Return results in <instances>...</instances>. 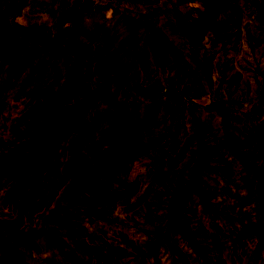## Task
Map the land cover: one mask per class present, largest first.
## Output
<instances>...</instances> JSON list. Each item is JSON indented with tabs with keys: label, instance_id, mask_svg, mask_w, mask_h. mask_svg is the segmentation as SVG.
Segmentation results:
<instances>
[{
	"label": "trees",
	"instance_id": "trees-1",
	"mask_svg": "<svg viewBox=\"0 0 264 264\" xmlns=\"http://www.w3.org/2000/svg\"><path fill=\"white\" fill-rule=\"evenodd\" d=\"M6 1L0 91L3 69L29 65L15 91L0 98V264H111L125 257L161 264L160 247L167 264H186L173 241L199 264H219L225 247L229 261L264 264V144L255 133L264 126V90L246 109L224 96L237 77L225 74L231 46L245 14L264 25V0L198 2L194 12L209 25L203 53L196 19L170 0L159 23L157 0H72L56 30L31 17L24 23ZM207 91L210 99L197 102ZM14 95L25 100L13 115L7 101ZM154 113L167 118L159 122L169 135L165 148H155V129L145 130ZM180 120L190 124L192 150L173 173L187 146L173 140ZM172 147L178 158L168 157ZM151 161L144 181L127 178L134 165ZM233 172L244 189L238 207L224 198ZM157 186L161 191L152 192ZM157 194L164 199L159 228L143 249L127 253L100 235L98 243L97 234L89 235L91 246L84 239L85 220L108 221L120 207H139ZM241 215L246 221L225 246L217 235Z\"/></svg>",
	"mask_w": 264,
	"mask_h": 264
},
{
	"label": "rangeland",
	"instance_id": "rangeland-1",
	"mask_svg": "<svg viewBox=\"0 0 264 264\" xmlns=\"http://www.w3.org/2000/svg\"><path fill=\"white\" fill-rule=\"evenodd\" d=\"M13 2L15 7V15L20 16L24 23L30 22L31 19H35V23L43 22L49 29L56 30L62 21L61 12L63 9L70 8L72 6V0H10ZM169 0H157L156 3H159L161 6V11L156 16V21L159 23L162 21L164 16H166V8L164 5L168 4ZM172 3H178L181 8L186 9L191 17L196 19L195 25L199 33V46L201 44V53L204 52L205 48H208V34H209V25L203 23L194 12V7L201 0H170ZM225 1V0H224ZM9 2L6 0H0V6L2 7L4 3ZM244 4V3H242ZM35 5V6H34ZM154 5V4H153ZM33 8H39V12L32 13ZM63 8V9H62ZM44 10H47L46 12ZM60 12V13H59ZM207 17V16H206ZM15 18V20H17ZM9 21L12 19L7 18ZM209 19V17H207ZM238 40L231 46L232 51L228 54V63L225 65V74L226 76L236 75V80L228 86L227 90L224 93V96H227L231 99H241L244 102V109L248 108L254 95L258 90H264V25L260 22L253 19V16H248L245 14L243 19L242 27H240V34H236ZM30 63V62H29ZM66 63V62H65ZM28 62L18 65L16 68L14 66L9 67L8 69H3L6 74H2L3 77V88L0 91V98L4 99V95L8 94L10 90L15 91L16 84L22 80V77L17 80V76L21 75L26 67ZM214 69V66H212ZM42 74V73H40ZM226 84V82H225ZM223 96V97H224ZM209 92H201L198 95L197 102L205 104L209 100ZM25 97H19L14 95L13 98H10L8 102V107L14 115L17 111L22 110L24 107ZM6 101V99H4ZM108 113H111L110 111ZM263 117H258V121L263 120ZM167 121V118H158L155 113L152 117L146 119L145 130L155 129V134L153 135V143L155 148L164 146L165 148L168 144L169 135L165 133L164 125L159 124V122ZM213 127L216 129L217 120L213 121ZM162 131L164 134L159 133ZM173 140L180 146L182 144H187L186 149L183 150V153L180 156V159H177L172 165L174 169V164L177 163V168L181 167L184 162H186L190 156L192 147L190 144V139L193 137L191 132L190 124L187 120H180L177 123V126L173 129ZM257 138H260L262 143L259 142L258 145L264 144V126L263 130L255 131ZM141 135H138L140 138ZM142 140L148 144L150 138L147 136L142 137ZM177 145V144H176ZM152 154H156L154 151ZM158 155V154H157ZM170 158H178L175 154L174 147L169 151ZM172 162V161H171ZM150 165H145L144 163H139L134 165L131 169L130 174L127 176L130 180L135 177H138L140 180H145L149 175V170H151ZM233 171H235L236 166L234 163L231 164ZM177 169L172 171L175 173ZM143 175V177H141ZM176 176V175H175ZM123 176L122 178H124ZM173 178L171 180L174 181ZM101 181H104L101 179ZM114 184V183H113ZM163 184H166L164 182ZM227 186L230 188L231 193L224 196L225 203L229 206L233 203L239 205L238 197L241 198L244 194V189H242V184L238 180L236 172H233L227 180ZM160 186L153 188V191H161ZM151 192V193H152ZM133 206V201H131ZM141 206H136L130 208L129 210L123 209L120 207L117 209L111 216L108 221L92 220L87 219L81 223L83 228V237L87 243L91 246L89 242V235L97 234L96 239L98 243H101L99 235L102 236L104 240L112 244L113 246L125 250L127 253L133 252L132 248L135 250L143 249L145 243L149 241L150 235L153 233L154 229H158L156 222L159 218L160 209L157 211V208L164 205V199L160 194L153 196L152 198L146 199V201ZM237 207H234V210L237 211ZM149 210L151 215L150 219L146 220L143 216L145 210ZM159 212V213H158ZM246 216L241 215L238 218L234 219L232 226L226 225L221 234L217 235V239L220 237L225 240V246L228 244L227 237L230 236V233L233 231V228H239L240 221H246ZM224 226V225H223ZM203 231H208L206 226L201 227ZM150 233V234H149ZM207 234V233H206ZM250 245V242H247ZM160 261L161 264H167L168 256L167 253H163L164 248L160 247ZM173 251L179 260L186 264H199L197 260L194 259V254L187 246H184L181 242L173 241ZM221 257V262L219 264H244L245 260L238 261L234 258L232 261L228 260L227 249H221L220 252H217ZM263 254V253H262ZM111 264H129L131 259L125 257L119 261L112 258ZM251 264H261V259H256L255 263Z\"/></svg>",
	"mask_w": 264,
	"mask_h": 264
}]
</instances>
